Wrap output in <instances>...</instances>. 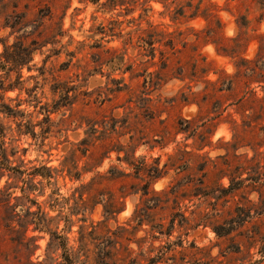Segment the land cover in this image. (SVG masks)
Wrapping results in <instances>:
<instances>
[{"label":"clouds","instance_id":"clouds-1","mask_svg":"<svg viewBox=\"0 0 264 264\" xmlns=\"http://www.w3.org/2000/svg\"><path fill=\"white\" fill-rule=\"evenodd\" d=\"M0 151V264H264V0H0Z\"/></svg>","mask_w":264,"mask_h":264},{"label":"rangeland","instance_id":"rangeland-1","mask_svg":"<svg viewBox=\"0 0 264 264\" xmlns=\"http://www.w3.org/2000/svg\"><path fill=\"white\" fill-rule=\"evenodd\" d=\"M6 58H10L13 61V65L16 68H19L20 65H22L26 59L28 58V53L26 50L20 49L19 46H17V51L13 54H6ZM12 69H9V71H11ZM22 75V73H21ZM15 84H19L20 80H19V76L17 78V80L14 82ZM12 85H9V88H11ZM35 87V86H34ZM3 108L7 111L10 112V110L7 108V105H4ZM0 157H3V159H0V163L5 165L6 161H7V157L4 155V153L2 151H0ZM6 158V161H5ZM39 172V170H37ZM14 173H19L20 175H22V171L19 168H16L13 170ZM0 199H3L4 201H7V196L0 194ZM6 213H7V209H5Z\"/></svg>","mask_w":264,"mask_h":264},{"label":"trees","instance_id":"trees-1","mask_svg":"<svg viewBox=\"0 0 264 264\" xmlns=\"http://www.w3.org/2000/svg\"><path fill=\"white\" fill-rule=\"evenodd\" d=\"M5 161H6V158H5ZM0 166H3V164L0 163ZM13 170H14V169H13ZM13 170H12V171H13ZM36 171H37V170H36ZM37 172H38V171H37Z\"/></svg>","mask_w":264,"mask_h":264}]
</instances>
